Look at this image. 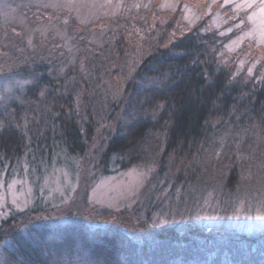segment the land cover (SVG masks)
<instances>
[{
  "label": "trees",
  "instance_id": "obj_1",
  "mask_svg": "<svg viewBox=\"0 0 264 264\" xmlns=\"http://www.w3.org/2000/svg\"><path fill=\"white\" fill-rule=\"evenodd\" d=\"M71 20L62 23L70 31ZM172 27H161L138 67L127 70L114 67L118 42L108 27L97 45L86 43L87 26L82 41L72 40L81 47L72 58L60 46L30 47L21 26V34L6 36L0 14V79L34 81L19 100L0 105V173L22 174L26 164L29 174L41 176L66 160L74 170L102 130L92 150L98 173L147 165L159 188L173 181L172 189L220 187L232 198H264L262 69L247 74L225 66L216 32L201 28L173 37ZM45 210L40 202L3 219L0 241L13 233V224ZM176 227L141 244L127 240L123 264H222L224 257L232 264H264V232L197 226L180 234ZM57 241L50 232L15 240L3 264H51Z\"/></svg>",
  "mask_w": 264,
  "mask_h": 264
},
{
  "label": "rangeland",
  "instance_id": "obj_2",
  "mask_svg": "<svg viewBox=\"0 0 264 264\" xmlns=\"http://www.w3.org/2000/svg\"><path fill=\"white\" fill-rule=\"evenodd\" d=\"M244 2L0 0V14L6 36L21 34L22 29L17 28L21 26L28 31L30 47L60 46L72 58L81 48L72 40L77 36L82 41L87 26L91 33L85 37L86 43L97 45L108 27L118 42L120 58L114 57V67L117 63L127 70L138 67L157 38L154 35L166 24H172L173 37L202 28L223 39L220 54L225 66L236 65L247 74L261 68L264 74V42L260 37L264 16L259 13L264 0H247L251 8L235 9L236 3ZM254 13L255 20H250ZM68 19H72L74 31L70 29L75 35L67 29ZM249 32L252 35H246ZM51 36L58 42H50ZM99 133L90 146V156L76 161L74 170L72 162L66 160L41 176L35 171L29 174L26 164L22 174L15 172L8 178L5 172L0 173V224L14 212L34 208L40 202L47 209L13 224V233L0 241V264L5 250L15 249V240L25 243L43 232L60 239L51 245V264H123L126 245L153 240L160 230L171 225L177 226L180 234L197 226L215 231L264 232V198H232L220 187L172 189L173 181L159 188L158 179L152 180L153 167L147 165L98 173L92 150L104 138L102 130ZM127 240L132 242L127 244ZM222 264L232 263L224 257Z\"/></svg>",
  "mask_w": 264,
  "mask_h": 264
},
{
  "label": "clouds",
  "instance_id": "obj_3",
  "mask_svg": "<svg viewBox=\"0 0 264 264\" xmlns=\"http://www.w3.org/2000/svg\"><path fill=\"white\" fill-rule=\"evenodd\" d=\"M33 82V78L28 76H10L0 79V105H10L13 99L19 100Z\"/></svg>",
  "mask_w": 264,
  "mask_h": 264
},
{
  "label": "snow or ice",
  "instance_id": "obj_4",
  "mask_svg": "<svg viewBox=\"0 0 264 264\" xmlns=\"http://www.w3.org/2000/svg\"><path fill=\"white\" fill-rule=\"evenodd\" d=\"M229 2V0H226V3ZM253 5L251 3H248L247 0H245L244 3H236L235 4V9H240V8H251ZM259 13L261 16H264V5H262L259 9ZM256 14L254 13L252 16L249 17L250 20H255ZM246 35H252L251 32L246 33ZM260 37H261V42H264V28L261 29L260 31ZM242 39V37L240 38Z\"/></svg>",
  "mask_w": 264,
  "mask_h": 264
}]
</instances>
